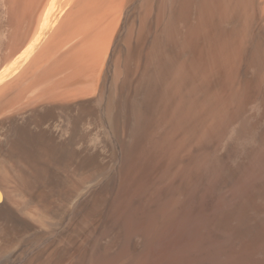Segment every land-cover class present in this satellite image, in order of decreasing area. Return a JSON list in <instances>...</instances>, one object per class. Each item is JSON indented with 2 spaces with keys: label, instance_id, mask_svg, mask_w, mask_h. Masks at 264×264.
<instances>
[{
  "label": "bare ground",
  "instance_id": "1",
  "mask_svg": "<svg viewBox=\"0 0 264 264\" xmlns=\"http://www.w3.org/2000/svg\"><path fill=\"white\" fill-rule=\"evenodd\" d=\"M0 264H264V0H0Z\"/></svg>",
  "mask_w": 264,
  "mask_h": 264
},
{
  "label": "rangeland",
  "instance_id": "2",
  "mask_svg": "<svg viewBox=\"0 0 264 264\" xmlns=\"http://www.w3.org/2000/svg\"><path fill=\"white\" fill-rule=\"evenodd\" d=\"M43 8V7H42ZM41 12V11H40ZM35 27V26H34Z\"/></svg>",
  "mask_w": 264,
  "mask_h": 264
}]
</instances>
